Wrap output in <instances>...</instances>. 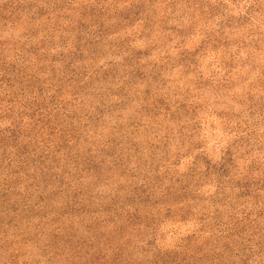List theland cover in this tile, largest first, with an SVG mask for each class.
<instances>
[{
  "label": "rangeland",
  "instance_id": "obj_1",
  "mask_svg": "<svg viewBox=\"0 0 264 264\" xmlns=\"http://www.w3.org/2000/svg\"><path fill=\"white\" fill-rule=\"evenodd\" d=\"M0 264H264V0H0Z\"/></svg>",
  "mask_w": 264,
  "mask_h": 264
}]
</instances>
